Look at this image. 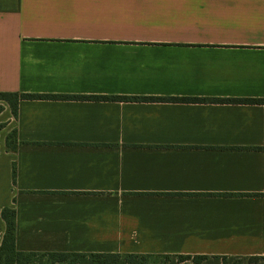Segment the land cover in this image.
I'll return each mask as SVG.
<instances>
[{
  "label": "crops",
  "instance_id": "0c3cea01",
  "mask_svg": "<svg viewBox=\"0 0 264 264\" xmlns=\"http://www.w3.org/2000/svg\"><path fill=\"white\" fill-rule=\"evenodd\" d=\"M0 93L18 251L264 259V0H0Z\"/></svg>",
  "mask_w": 264,
  "mask_h": 264
},
{
  "label": "trees",
  "instance_id": "16d2710c",
  "mask_svg": "<svg viewBox=\"0 0 264 264\" xmlns=\"http://www.w3.org/2000/svg\"><path fill=\"white\" fill-rule=\"evenodd\" d=\"M45 96L16 93H0V101L6 102L14 117L20 100L43 98ZM198 99H195V101ZM218 103L262 104L259 99H213ZM1 111V107H0ZM18 142L15 131L5 139L7 152H15ZM15 164H12V184H15ZM0 217L5 230L0 243V264H242V262L264 264L262 256L229 257L206 255H156L117 253H64V252H21L15 246V210L4 207Z\"/></svg>",
  "mask_w": 264,
  "mask_h": 264
},
{
  "label": "rangeland",
  "instance_id": "374dc122",
  "mask_svg": "<svg viewBox=\"0 0 264 264\" xmlns=\"http://www.w3.org/2000/svg\"><path fill=\"white\" fill-rule=\"evenodd\" d=\"M242 264H257V263H248V262H242Z\"/></svg>",
  "mask_w": 264,
  "mask_h": 264
}]
</instances>
